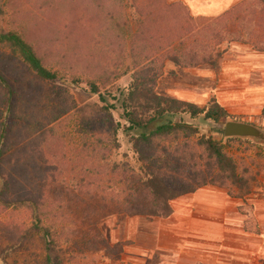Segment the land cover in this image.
Here are the masks:
<instances>
[{
  "label": "rangeland",
  "instance_id": "obj_1",
  "mask_svg": "<svg viewBox=\"0 0 264 264\" xmlns=\"http://www.w3.org/2000/svg\"><path fill=\"white\" fill-rule=\"evenodd\" d=\"M138 8L154 23L173 21L202 31L206 27L198 24L216 17L192 15L184 0H0V33L28 35L45 66L57 72L53 80L38 79L7 60V44L0 43L3 72L19 90L2 163L8 172H21L11 175L12 190L7 191L37 197L40 205L37 212L29 201L19 209L0 210V264H264V140H227L219 131L228 119L264 130V101L247 87L264 79L258 72L247 78L242 72H222L225 59L242 64L264 55V21H258L264 16V0L235 2L231 29L242 37L222 40L215 47L220 56L212 64L183 67L166 61L153 89L202 107L211 98L222 106L228 116L218 122L188 114L172 119L194 124L199 136H211L250 166L256 178L248 195L234 197L224 187L205 185L171 200L173 213L168 217L151 218L119 212L113 202L104 203L93 186L83 192L73 189L72 166L82 158L74 152L79 128L70 111L98 101L83 80L98 79L102 70L118 62L117 36L126 35L116 22L126 16L137 19ZM211 25L209 33L218 26ZM129 82L127 74L108 86L99 85L101 93L107 91V103L114 105L113 120H119L121 112L118 86L125 89ZM5 96L0 86V112L7 106L2 103ZM117 138L120 146L110 160H127L137 167L128 135L120 132ZM36 215L38 229L32 228ZM16 228L23 231L16 234Z\"/></svg>",
  "mask_w": 264,
  "mask_h": 264
},
{
  "label": "trees",
  "instance_id": "obj_2",
  "mask_svg": "<svg viewBox=\"0 0 264 264\" xmlns=\"http://www.w3.org/2000/svg\"><path fill=\"white\" fill-rule=\"evenodd\" d=\"M234 11V8H229L209 18V23L198 24L197 28L204 26L205 31L174 24L173 21L169 25L154 23L143 17L139 8L136 9L137 19L131 20L126 16L116 22L118 29H123L126 35L124 38L117 36L118 62L112 65V69L102 70L98 79L86 77L83 80L93 93L98 94V101L82 104L70 111L74 126L79 128L74 152L82 158L81 163L72 166L75 173L70 180L74 190L83 192L93 186L102 201L113 202L119 212L151 218L168 217L173 213L171 200L205 185L224 187L227 194L234 197L250 193L256 178L250 166L228 154L223 144L211 136H199L194 124L172 119L174 115L188 114L191 118L203 116L218 122L228 116L222 106L213 98L202 107L153 91L166 61L183 67L212 64L220 56L215 47L222 40L230 38L232 41L236 37L240 40L242 36L238 31L231 29L235 23ZM258 21H264V16ZM211 22L218 26L209 33ZM0 43L7 44V60L23 65L26 71L40 80L56 78L57 72L45 66L43 57L28 35L14 30L2 32ZM4 66L0 63V86L6 91L2 103L7 105L0 112V210L9 207L19 209L29 201L30 209L37 212L40 206L37 197L8 193V188L12 190L9 184L13 178L11 175L21 172L20 169L8 172L2 163L6 133L13 123L19 90L5 76ZM127 74L130 77L128 86L125 89L118 86L117 101L121 112L116 121L112 118L114 105L107 103V91L101 93L99 85L108 86ZM74 79L79 81L80 76L76 75ZM219 131L223 134V128ZM120 132L129 137L137 167L127 160L116 162L109 158L112 150L120 146L117 138ZM239 138L226 137L227 140ZM34 219L36 222L32 228H41L39 215ZM14 231L19 234L23 230L16 228Z\"/></svg>",
  "mask_w": 264,
  "mask_h": 264
},
{
  "label": "crops",
  "instance_id": "obj_3",
  "mask_svg": "<svg viewBox=\"0 0 264 264\" xmlns=\"http://www.w3.org/2000/svg\"><path fill=\"white\" fill-rule=\"evenodd\" d=\"M189 7L192 15L198 16H217L224 11L231 8L238 0H184ZM222 72L224 73H238L242 72V77L247 78L252 73L258 72L260 78L264 79V55L260 54L258 60L248 59L244 60L242 64L237 61H228L225 59L222 65ZM252 86V87H251ZM248 93L251 95H258L260 100L264 101V82L258 86L248 85ZM212 202V201H211Z\"/></svg>",
  "mask_w": 264,
  "mask_h": 264
},
{
  "label": "water",
  "instance_id": "obj_4",
  "mask_svg": "<svg viewBox=\"0 0 264 264\" xmlns=\"http://www.w3.org/2000/svg\"><path fill=\"white\" fill-rule=\"evenodd\" d=\"M225 137H252L257 140H264V130L246 121L228 119L223 125Z\"/></svg>",
  "mask_w": 264,
  "mask_h": 264
}]
</instances>
